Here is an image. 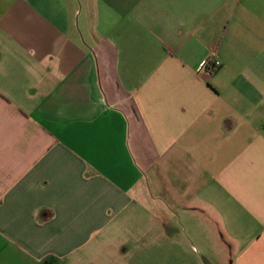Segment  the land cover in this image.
I'll return each instance as SVG.
<instances>
[{
  "label": "crops",
  "instance_id": "1",
  "mask_svg": "<svg viewBox=\"0 0 264 264\" xmlns=\"http://www.w3.org/2000/svg\"><path fill=\"white\" fill-rule=\"evenodd\" d=\"M147 195L264 264V0H0V264H112Z\"/></svg>",
  "mask_w": 264,
  "mask_h": 264
},
{
  "label": "rangeland",
  "instance_id": "2",
  "mask_svg": "<svg viewBox=\"0 0 264 264\" xmlns=\"http://www.w3.org/2000/svg\"><path fill=\"white\" fill-rule=\"evenodd\" d=\"M143 202L144 209L131 211L99 251L112 254V264H201L191 252L194 244L189 242L186 228L180 222L176 227L160 226L154 220L152 196H145ZM227 262L220 260V264Z\"/></svg>",
  "mask_w": 264,
  "mask_h": 264
},
{
  "label": "built area",
  "instance_id": "3",
  "mask_svg": "<svg viewBox=\"0 0 264 264\" xmlns=\"http://www.w3.org/2000/svg\"><path fill=\"white\" fill-rule=\"evenodd\" d=\"M220 62L215 59L214 52L207 57L198 68L199 73H207L208 75L214 74L220 67Z\"/></svg>",
  "mask_w": 264,
  "mask_h": 264
},
{
  "label": "trees",
  "instance_id": "4",
  "mask_svg": "<svg viewBox=\"0 0 264 264\" xmlns=\"http://www.w3.org/2000/svg\"><path fill=\"white\" fill-rule=\"evenodd\" d=\"M206 264H209L208 262H205ZM43 264H50V263H48V262H44Z\"/></svg>",
  "mask_w": 264,
  "mask_h": 264
}]
</instances>
